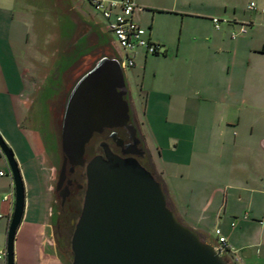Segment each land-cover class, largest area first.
<instances>
[{
	"label": "crops",
	"instance_id": "obj_1",
	"mask_svg": "<svg viewBox=\"0 0 264 264\" xmlns=\"http://www.w3.org/2000/svg\"><path fill=\"white\" fill-rule=\"evenodd\" d=\"M135 2L134 21L149 28L146 37L166 54L153 56L170 64L152 72L151 88L143 74L140 96L147 121L133 106L145 147L177 218L216 246L217 228L226 235L227 225L264 219V133L254 123L256 81L264 79V24L254 21L264 15L241 19L251 24L233 39L231 33L240 29L234 24L244 18L238 0H173L154 8L151 21L148 0ZM156 14L170 19L155 22ZM101 17L89 0H0V134L18 160L26 191L15 264H71L56 234V165L43 109L59 141L53 109L61 106L66 85L70 91L99 60L117 55ZM214 17L230 23L216 29ZM127 54L144 59L147 70L146 51L145 58L140 48ZM6 163L0 149V167ZM0 190L7 192L1 205L10 222L13 181H2ZM254 245L263 250L242 246L234 264H264V243Z\"/></svg>",
	"mask_w": 264,
	"mask_h": 264
},
{
	"label": "water",
	"instance_id": "obj_2",
	"mask_svg": "<svg viewBox=\"0 0 264 264\" xmlns=\"http://www.w3.org/2000/svg\"><path fill=\"white\" fill-rule=\"evenodd\" d=\"M129 90L119 59L103 58L84 74L68 96L61 145L65 163L84 166L86 192L71 241L72 264H228L211 244L180 221L169 207L161 181L136 158L114 154L86 163L85 148L94 134L127 128ZM0 149L10 167L14 207L7 231L6 264H15V241L22 224L26 191L13 151L0 134ZM64 168L62 170L63 176Z\"/></svg>",
	"mask_w": 264,
	"mask_h": 264
},
{
	"label": "flooded vegetation",
	"instance_id": "obj_3",
	"mask_svg": "<svg viewBox=\"0 0 264 264\" xmlns=\"http://www.w3.org/2000/svg\"><path fill=\"white\" fill-rule=\"evenodd\" d=\"M78 82V81H77ZM76 82V83H77ZM75 83V84H76ZM75 84L72 86L74 88ZM69 85L65 87V94L61 106L53 109L54 126L57 131L58 139L53 138L50 130V117L47 109H43V126L45 128L46 139L49 144L50 152L53 154L55 162L56 183L54 186V194L56 197L54 219L56 222V234L58 242L65 252L66 245L69 244V235L76 226V220L79 218L83 201L86 192V170L84 166H72L69 161L65 163V155L61 145V133L63 126V118L65 114L67 97L72 89L68 91ZM129 103L131 106V121L137 129V135L134 136L132 131L127 128L105 129L102 133H96L86 145L84 158L86 163L95 156H105L103 144L107 145L110 150L121 157H130V153L138 151L133 147L137 140L138 149L143 147L145 155H137L136 158L142 164L149 166V153L145 147L143 135L141 133L140 124L136 115L135 109L132 105L130 94ZM137 138V140H136ZM97 151L95 152V147ZM93 153H96L93 155ZM64 168L63 176L62 170ZM75 230V228H74Z\"/></svg>",
	"mask_w": 264,
	"mask_h": 264
},
{
	"label": "rangeland",
	"instance_id": "obj_4",
	"mask_svg": "<svg viewBox=\"0 0 264 264\" xmlns=\"http://www.w3.org/2000/svg\"><path fill=\"white\" fill-rule=\"evenodd\" d=\"M173 0H148V4L150 6H152V9H147L148 11V16H150V21L152 20V17L154 15V8H156L157 6L162 5L163 3H167V2H172ZM239 1V12L241 14V16H244V18L242 17H238V20H240V22L238 24H234L237 28H239L241 26V19H245V20H249V18H253L254 15H264L263 12H261L264 9V0H238ZM251 2H254L257 5L258 10L257 11H253L248 9L249 5L251 4ZM156 19L155 22H163L166 23L168 21V16L163 15V14H156ZM102 18V17H101ZM104 19V18H102ZM106 20V19H105ZM223 24V22L221 23V25ZM254 24H264V18H261L259 20H255ZM144 29L147 30V35L149 34L148 27H144ZM236 28V29H237ZM251 30L250 28H248V31ZM264 30V29H263ZM261 33H263V31H261ZM179 34H180V24L177 25V30H176V34L174 35V40H176V42H178L179 39ZM264 35V34H263ZM143 58H145V50L140 48ZM136 61V67L134 68H130L125 70L124 74H125V79H126V83L128 84V88L130 90V94H131V102L133 104V106L137 109V111L139 112V117L140 119H143L144 121L146 119V117H144L145 114V100L141 99V86H142V82H143V74L144 72H146V86L149 88H151V82L152 81V72L153 71H159V70H166L168 69V67L170 66L169 61L166 60H162L159 59L157 57H154L153 55H149L148 56V65H147V70H143L144 68V63L145 60L144 59H139V58H135ZM242 67V66H241ZM154 86H156L154 84ZM256 93L254 95L255 96V107H254V123L256 125V131L258 133H264V79L260 78L256 81ZM143 101V102H141ZM146 115V114H145ZM152 117H149V119ZM151 125V124H150ZM150 125L146 122L145 125V129L148 131L147 132V136L149 138V140H152L151 137V130H150ZM97 151V146L95 147V152ZM26 152L21 151V153L19 152V156L21 158V160H24L26 157L25 155ZM93 153L92 156H94ZM214 160V159H213ZM18 161V160H17ZM209 164H213L216 165V162L213 161V163H210V160L208 162ZM0 170L3 171L5 173V177H1L0 176V184L2 181H12L11 175H10V167L8 165V163L5 164L4 167H0ZM56 172H54L53 175V187L55 186L56 183ZM86 183V180H85ZM54 192V190H53ZM7 192L4 190H0V215L3 216V218L0 219V253L1 252H6V246H7V231H8V227H9V221L6 217V213L4 212L1 202H2V198L3 196L6 194ZM56 200V197H55ZM169 202V200H168ZM170 205V203H169ZM240 219L244 220V217H240ZM78 220V219H77ZM76 220V223H77ZM235 220H233L234 222ZM249 221H251L252 223L247 224L246 226H243V223H238V225L234 228H231V226L227 225L226 227V231L224 235L226 238H228L230 240V242L236 246L235 248H232V254L235 256L238 255H242L241 251H242V246H248V245H252L255 248L254 244H258V243H264V219H260L259 221L257 220H253V219H249ZM75 228V227H74ZM74 228L71 232V234L69 235V244L66 245V250H65V255L68 258V260L71 262H73V253L71 250V241H72V236L74 233ZM229 242V241H228ZM252 247V248H253ZM259 249V251H262L263 248L262 247H258L255 248L254 250ZM225 259V258H224ZM226 260V259H225ZM227 261V260H226ZM0 264H6V257L3 256L2 259H0Z\"/></svg>",
	"mask_w": 264,
	"mask_h": 264
},
{
	"label": "built area",
	"instance_id": "obj_5",
	"mask_svg": "<svg viewBox=\"0 0 264 264\" xmlns=\"http://www.w3.org/2000/svg\"><path fill=\"white\" fill-rule=\"evenodd\" d=\"M89 2L106 19V28L116 41V57L119 59L124 71L135 66L134 58L127 54L129 50L142 48L149 55L161 54V46L152 43L146 37L147 30L133 19V13L137 8L135 0H89ZM249 9L254 11L256 4L251 3ZM212 22L216 29H220L222 22L230 23L229 20L218 17H214ZM250 24V22L242 23L239 32L233 31L231 37L235 39L239 33H245ZM122 51L125 53L123 54ZM3 175L4 173L0 172V176ZM4 200L8 201L10 199L6 196ZM1 218H3L2 215H0ZM214 236L217 241V245L214 247L227 260L228 264L238 262L239 260H235L232 254V247L229 245L227 238L223 235L220 228L215 230ZM3 256L6 257V252L0 253V259Z\"/></svg>",
	"mask_w": 264,
	"mask_h": 264
},
{
	"label": "trees",
	"instance_id": "obj_6",
	"mask_svg": "<svg viewBox=\"0 0 264 264\" xmlns=\"http://www.w3.org/2000/svg\"><path fill=\"white\" fill-rule=\"evenodd\" d=\"M159 55H166L165 53H156V54H154V56H159ZM148 159H149V166H146L145 164H143L142 163V165L144 166V167H146L154 176H155V178L158 180V181H160V178L158 177V175L156 174V172L154 171V167H153V164H152V161H151V157H150V155H149V157H148ZM169 207L172 209V207L169 205ZM227 262V261H226ZM228 263V262H227Z\"/></svg>",
	"mask_w": 264,
	"mask_h": 264
}]
</instances>
